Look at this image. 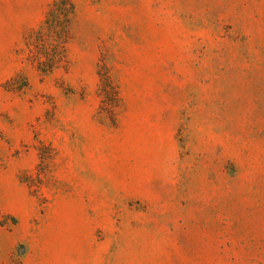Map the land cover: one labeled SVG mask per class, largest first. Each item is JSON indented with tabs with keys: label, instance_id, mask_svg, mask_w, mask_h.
Returning <instances> with one entry per match:
<instances>
[{
	"label": "rangeland",
	"instance_id": "rangeland-1",
	"mask_svg": "<svg viewBox=\"0 0 264 264\" xmlns=\"http://www.w3.org/2000/svg\"><path fill=\"white\" fill-rule=\"evenodd\" d=\"M52 1L0 0V264H264V0H75L45 74Z\"/></svg>",
	"mask_w": 264,
	"mask_h": 264
},
{
	"label": "trees",
	"instance_id": "trees-1",
	"mask_svg": "<svg viewBox=\"0 0 264 264\" xmlns=\"http://www.w3.org/2000/svg\"><path fill=\"white\" fill-rule=\"evenodd\" d=\"M76 11L75 0H55L42 25L27 38V45L35 49L31 51L32 62L41 72H52L66 61ZM114 97L117 102L121 100L118 86L114 88ZM25 253L17 252L10 264H24Z\"/></svg>",
	"mask_w": 264,
	"mask_h": 264
},
{
	"label": "crops",
	"instance_id": "crops-1",
	"mask_svg": "<svg viewBox=\"0 0 264 264\" xmlns=\"http://www.w3.org/2000/svg\"><path fill=\"white\" fill-rule=\"evenodd\" d=\"M55 0L52 1V3L54 2ZM44 22V21H43ZM39 27V26H38Z\"/></svg>",
	"mask_w": 264,
	"mask_h": 264
}]
</instances>
